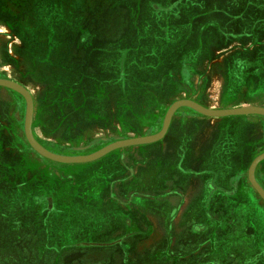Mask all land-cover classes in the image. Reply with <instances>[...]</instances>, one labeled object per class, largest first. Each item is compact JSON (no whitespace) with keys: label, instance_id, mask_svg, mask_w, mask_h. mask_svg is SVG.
<instances>
[{"label":"crops","instance_id":"0c3cea01","mask_svg":"<svg viewBox=\"0 0 264 264\" xmlns=\"http://www.w3.org/2000/svg\"><path fill=\"white\" fill-rule=\"evenodd\" d=\"M192 3V0H182L167 11L174 12L171 22L176 31H170L173 36L164 46L166 48L178 41L182 44L183 53L177 58L179 61L172 60L171 71L165 70V76L168 75L171 81L170 85L165 84V90L174 88L165 101L171 99L172 105L177 100L188 99L211 109L264 107V98L258 102L233 100L231 95L226 94V91L232 90L227 88L230 81L229 86L235 89L243 87L245 90L260 91L264 97V92H261L263 87H258V84L264 83V3L252 0L247 1L240 16L256 11L257 27L251 21L248 28L237 29L235 33L232 30V33L226 32L221 24L225 22L222 18L225 11L220 9L208 12L215 14L214 19L218 23L200 24L199 27H204V31L197 33L198 47L202 51L218 52L216 45L220 42L216 40H223L224 36L228 40L229 35L232 38L231 41L229 37L230 46L236 47V50L244 48L248 51L254 61L245 68L243 76L235 79L234 70L238 66L231 62L201 58L193 66L204 70L201 75H177L181 84L172 86L176 82L171 77L178 74L179 67L191 68L189 62L184 61L185 54L191 51L190 41H180L189 25L179 22L183 20L188 4ZM205 14L198 13L188 24L201 23ZM237 17L232 19L237 23L243 21L241 17L242 20H237ZM240 25L239 27H243L245 24ZM206 27L217 28L221 36L216 34V37L211 30L207 32ZM250 37H255L256 41L253 42L254 38ZM161 49L164 47L161 46ZM223 73L230 74V78L227 80ZM232 76L235 78L231 83ZM106 93L109 92L104 94ZM150 99L159 102L158 97L152 96ZM106 115L107 120L102 125H90L109 133L99 139L102 141L100 146L93 141L78 147L74 154H65L50 149L46 142L36 138L55 153L85 155L119 139L154 134L163 126V123L155 122L151 127L142 129L139 124L141 117L158 116L157 112L145 115L134 109H108ZM127 116L139 117L138 121L135 120L139 127L132 126L128 130L121 123L125 122ZM111 118H114V125ZM130 133L132 134L129 135ZM256 136L258 141L254 140ZM259 147L264 148V115L209 116L188 106L176 110L161 139L147 144L115 148L90 161L59 162L41 155L31 146L38 162L32 163L31 159L23 158L19 161V166L18 162L11 159L14 170L8 172V175L0 170V216L11 218L12 223L5 226V232H9V229L13 232L16 223L25 224L22 220L15 223L13 213L26 215L27 220L31 213L39 218L37 224L44 227L43 234L45 237V233L48 235V242L36 245L38 255H35L31 264H238V252L225 255L221 253V224H233L238 229L234 236L226 240L230 244H241V247L246 244L245 236L251 233L247 231L248 224H261V228L264 227V204L254 187L246 183L249 181V165L259 154ZM262 161L264 166V160ZM52 162L57 167L54 171L46 166ZM74 163L87 165L85 174L77 176L59 170V165ZM90 169L93 174L87 175ZM16 170L21 172L16 174ZM15 180L18 182L15 183ZM32 184H35L34 188H31ZM14 191L19 197L18 203H14ZM34 192L39 193L40 198ZM47 196L52 198L53 207L50 210H46ZM35 198L41 203L31 206L30 203ZM51 216L54 218L48 224H61L60 232H51L46 225ZM94 222L97 226L116 225L113 230L105 228L107 233L101 235L103 237L88 238V227L94 226ZM124 224L128 225L123 228ZM16 231L21 234L16 240V248L21 250L24 245L19 244V239L24 231ZM261 231L257 236L264 239V229ZM52 238L57 245L53 244ZM14 244L10 243L12 246ZM257 246L262 249V245ZM245 257L247 256L241 260ZM17 260L20 261V258L17 257ZM27 261H20V264H30ZM256 261L264 264V254L258 256ZM0 264H4L1 259Z\"/></svg>","mask_w":264,"mask_h":264},{"label":"rangeland","instance_id":"374dc122","mask_svg":"<svg viewBox=\"0 0 264 264\" xmlns=\"http://www.w3.org/2000/svg\"><path fill=\"white\" fill-rule=\"evenodd\" d=\"M180 1L182 0H0V78L16 81L30 91L34 103L32 129L35 137L46 142L51 149L59 153L74 154L78 147L93 141L99 146L102 145L99 139L109 133H104L103 129L90 125L93 123L102 125L106 122L108 109L125 111L134 109L145 115L157 112L158 116L141 117L139 124L142 129L151 127L155 122L162 124L171 106V99L167 101L165 99L170 97L169 93L172 90L174 91V88L165 90V84L170 85L171 82L168 75L165 76V70L171 71L172 60H178L183 53L182 44L178 41L166 48L164 46L173 36L170 31H176L171 22L174 12L167 11ZM247 1L249 0H192L194 3L188 4L187 12L179 23L189 25L186 27L187 33L181 36L180 41H190L191 51L185 54L184 61H188L191 68H183L181 65L178 74H172L171 78L176 82L172 86L181 84L178 77L201 75L204 70L193 67L194 62L201 58L228 61L238 66L234 70L236 78L232 76L231 83L234 82V78L238 80L237 77L240 79V76H243L245 68L254 61L251 60L248 51L246 52L244 48L236 50V47L230 46V35L228 40L225 36L223 40L220 38L216 40L220 42L216 45V48H219L218 52L202 51L198 47L197 33L200 30L204 31V27H199L200 24L215 22V14L208 12L220 9L225 11L222 15L225 22L219 21L226 32L235 33L237 29L248 28L251 21L253 24L255 22L257 27L256 11L240 16ZM252 1L264 3L263 0ZM198 13H206L201 18V23L188 24ZM237 16L243 21L237 23L232 19ZM240 17L236 19H241ZM240 23L245 25L239 27ZM208 30H211L212 34L221 36L217 28L206 27L207 32ZM250 38H254L253 42L256 41L255 37ZM206 40L208 41V38ZM161 46L164 49H161ZM230 76L223 73V77L227 80ZM229 84L230 81L227 88L232 90L226 91V94L231 95L233 100L258 102L264 98L260 91L245 90L243 87L235 89ZM161 86L163 88H160ZM261 86L264 89V83L258 84L259 88ZM105 92L109 93L105 95ZM152 96L158 97L159 102L155 99L152 101L150 99ZM156 109L158 111H155ZM25 114V98L16 90L0 85V157L3 162L12 159L13 162H18L19 166L21 165L19 161L23 158L31 159L32 163L38 162L35 159V151L25 135ZM136 119L138 121L139 117L127 116L125 122L121 123L130 130L132 126L139 127L135 124ZM111 120L113 121L114 118ZM112 123L114 125V121ZM256 138L257 136L254 140L258 141ZM262 162L256 167L255 175L264 187ZM46 166L53 171L57 168L53 162ZM59 166H61L59 170L63 173L77 176L87 170V165L83 163ZM0 170L4 171V174L7 173L5 168L0 167ZM20 172L16 170L15 173ZM91 172V169L88 170L87 175L93 174ZM16 182L18 181L15 180ZM248 182L246 183L252 186L250 181ZM14 193V203H18L19 197L15 191ZM259 198L264 204L263 199L260 196ZM39 203L41 201L35 198L30 204L37 206ZM262 213L264 214V210ZM20 214L13 213L12 218L15 223L22 220L25 224L14 223L13 232L10 229L9 232H5V226H10L12 223L11 218L0 216V239H2L0 259L4 264L6 262L20 264L23 260H28L27 262L31 264L35 255H38L36 245L44 244L43 241L48 242V235L45 233V237L43 234L44 227L42 224H37L39 218L31 213V217L27 220L26 215ZM53 218V216L49 217L46 225L50 227L51 232H60L61 224H48ZM224 220L226 221V218ZM27 222L29 224H26ZM96 224L94 222V226L88 227V238L103 237L101 235L107 233L105 228L113 230L116 225L97 226ZM127 225L124 224L123 228ZM221 225L222 255L238 252L240 257L238 264H260L256 258L264 254V239L257 234L260 235L264 227L261 228V224H248L247 231L251 233L245 236L246 244L241 247V244L239 246L235 243L230 244L226 240L234 236L238 229L233 224ZM16 229L20 232L24 231V235L19 239V244L24 245L21 250L16 248V240L20 234ZM51 240L57 245L54 238ZM11 242L15 244L12 246ZM258 244L262 245L261 250L258 249ZM216 245L218 247L219 243L217 242ZM245 255L247 257L242 261L241 258Z\"/></svg>","mask_w":264,"mask_h":264},{"label":"water","instance_id":"95a60500","mask_svg":"<svg viewBox=\"0 0 264 264\" xmlns=\"http://www.w3.org/2000/svg\"><path fill=\"white\" fill-rule=\"evenodd\" d=\"M0 85L16 90L25 98L26 114H25V122H24V131H25L26 138L28 142L30 143V145L32 146V148H34L38 153H40L41 155L47 158H50V159H53L59 162H66V163L86 162V161L99 158L115 148H119L122 146H129V145L147 144V143L157 141L165 135L173 114L176 112L178 108L182 106H188V107L194 108L195 110L201 112L202 114L209 115V116H227V115H238V114H262L264 115V107H260V106H243V107H237V108L211 109V108H206L203 105L195 101L188 100V99H181V100L175 101L169 107L165 115V118H164L162 129L159 132H156L154 134H149V135L131 137V138H126V139H119L90 154L71 156V155L58 154V153H55L47 149L35 137L33 133V129H32L33 115H34V103H33V97L30 91L22 84L16 81L10 80V79L0 78ZM262 160H264V152L256 156V158L251 163L249 170H248V179L250 183L252 184V186L254 187V189L258 192L259 196L264 201V187L258 182L256 175H255L256 167Z\"/></svg>","mask_w":264,"mask_h":264},{"label":"flooded vegetation","instance_id":"af4514ba","mask_svg":"<svg viewBox=\"0 0 264 264\" xmlns=\"http://www.w3.org/2000/svg\"><path fill=\"white\" fill-rule=\"evenodd\" d=\"M48 145V144H47ZM49 149V148H48ZM51 149V148H50ZM262 152H264V148H259V154H261ZM259 154H257V156L259 155ZM0 167L1 168H5V170H6V172H7V175H8V172H10L11 170L13 171L14 170V168L12 167V161H11V159H6L5 160V162H3V160L1 159V157H0ZM30 182H32L31 180H29ZM32 186L33 187H35V184L33 185L32 184ZM33 191H36V189H34ZM34 194L36 195V196H38L39 195V193H35L34 192ZM39 198H40V196H38ZM45 202H46V207H48L46 210H50V209H52V207L53 206H51L53 203H52V198H49L48 196H47V198L45 197ZM46 212V211H45Z\"/></svg>","mask_w":264,"mask_h":264}]
</instances>
